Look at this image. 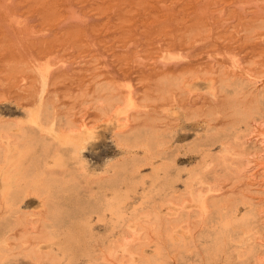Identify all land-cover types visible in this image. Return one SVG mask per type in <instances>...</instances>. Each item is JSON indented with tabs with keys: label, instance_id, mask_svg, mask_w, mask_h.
I'll list each match as a JSON object with an SVG mask.
<instances>
[{
	"label": "rangeland",
	"instance_id": "1",
	"mask_svg": "<svg viewBox=\"0 0 264 264\" xmlns=\"http://www.w3.org/2000/svg\"><path fill=\"white\" fill-rule=\"evenodd\" d=\"M223 77L239 78L248 85L242 91L233 90L232 85L221 83ZM105 84L115 85L121 95L131 85L135 99L139 100L128 109L131 121L118 120L113 113L101 117L91 105L92 101H88L91 93ZM170 84L171 87H182L171 90ZM243 93H248L247 100L256 93L264 95V0H0V119L24 120V111L36 108L41 102L43 106L39 107L51 109L55 116L90 124L92 137L81 153L84 167L76 171L78 192L83 200H93L99 194L101 189L98 190L92 180L107 175L101 171L105 161L126 160L132 154L142 157L141 150L130 151V154L117 146L114 135L126 126L128 130L138 129L146 120L157 124L158 131L166 139L161 147L166 153L154 158L152 165L143 163L138 171V176L146 180L145 194L153 196L156 205L159 206L160 197L149 183L153 167L158 165L168 169L170 178L178 176L173 182L175 193H183L182 181L190 180L189 175L194 174L197 182L193 181V188L204 196L210 194L209 184L218 183L220 190L213 192L215 195L235 196L243 191L248 195L252 193L249 196L254 199L264 198V188H260L264 187V168L252 166L262 159L264 149L259 153L255 149L249 155L251 160L246 168L233 170L235 155L224 153L215 140L219 136H226L232 142L235 140L227 134L234 121L229 98L233 95L243 97ZM251 124L254 131L243 137L247 142L264 129V124L254 121ZM225 154L228 155L227 164H222L218 158ZM259 172L263 177H259ZM141 189L138 187L137 192L131 194L132 205H138ZM93 192L97 193L94 195ZM185 202V210L191 212L198 208L194 200ZM20 209L31 212L32 219L44 213L39 200L34 197L25 198ZM178 209L177 205L174 208L167 204L160 206V212L167 216L177 215ZM190 214L194 215V212ZM91 223L95 254L100 253L101 242H119L120 225L113 228L108 218L97 220L95 214H92ZM18 228L12 229L11 234L16 236L21 231V227ZM178 230L183 231L180 226ZM200 230L201 226L193 230L190 251L181 255L169 254V264H242L236 250L229 259L221 256L207 261L200 248L204 242L199 236L202 235ZM186 237L188 239L189 235ZM262 246L260 258H264ZM46 248L41 243V249L45 251ZM146 251L151 253L152 247H147ZM20 256L23 255L9 256L0 263L32 262L29 257ZM43 260L39 264H50L47 259ZM99 261L102 262L98 259V264ZM94 263L90 257L79 254L70 259L62 257L56 264ZM129 264H138V256ZM243 264L254 262L248 259Z\"/></svg>",
	"mask_w": 264,
	"mask_h": 264
},
{
	"label": "bare ground",
	"instance_id": "2",
	"mask_svg": "<svg viewBox=\"0 0 264 264\" xmlns=\"http://www.w3.org/2000/svg\"><path fill=\"white\" fill-rule=\"evenodd\" d=\"M218 78L220 77L218 76ZM223 78L220 79L221 83L230 85V87L232 85L233 90L242 91L248 85L239 78L231 80ZM166 83L169 84L167 81ZM156 84L159 86L158 83ZM130 86L128 89L126 88L128 91L121 95L119 89H115V85L114 87L106 84L101 85L97 90H94L96 91L93 92L94 94L91 93V98L88 101H92L91 105L97 109L101 117L113 113L117 115L118 120H130L132 117H129L128 109L136 105L138 100L135 99L134 95L136 94ZM173 87L170 84L171 90ZM179 87L181 89L182 86ZM179 87L176 88L179 89ZM252 88L254 87L252 86ZM168 94L170 95V93ZM247 94L243 93V97L240 98L235 95L229 98L234 121L230 123L231 126L227 134L230 133L235 140L232 142L226 136L215 137L224 153L229 152L230 155H235L232 161L233 170H239L241 167L246 168L245 166L251 160L249 155L264 149V129L254 137H250L249 142L243 138L248 132L254 131L251 128L253 124L251 121L264 124V95L256 93L247 100L246 98L249 96ZM158 98H160V94ZM38 104L41 106V102ZM39 106L26 109L24 120L0 119V260L22 254L29 257L33 264H39L43 259H47L50 264H56L62 257L70 259L75 255L85 254L95 262L94 264H98V259H101L103 263L105 261L106 264H115L116 262L117 264H129L134 262L137 255L138 264H169V254L181 255L184 251H190L193 230L196 226H201L202 235L199 236L204 242L200 248L207 261L217 260L221 256L229 259L233 256V250H236L242 264L248 259H252L254 264H264V258L259 257L260 246L264 245V198L260 197L261 200H257V198L249 196L252 193L248 192V195L243 191L235 196L218 192V195H215L213 192L220 190L218 183L217 185L209 184L210 194L204 196V193L193 188L195 187L193 181L196 178H193L194 174L189 175L190 180L182 181L184 183L183 193H175L177 190L173 182L178 179V176L174 179L170 178L168 169L164 165H158L153 167L149 183L154 188L155 194L160 197L159 206L156 205V199L145 194L147 193L144 189L146 180L143 176H138V171L143 163L152 165L154 158L166 153L161 151L166 139L158 131L157 124L155 126L152 124V120L150 122H146V120L138 129L128 130L129 127L126 126L127 131L125 129L116 132L115 135L112 134L115 136L114 140L117 146L130 154L133 151L136 153L141 150L142 157H137L139 154H132L126 160L105 161L101 171L107 175L97 176L92 180L97 184V189H101L100 192L98 191L99 194L95 195L97 192H93L95 195L93 200H83L78 192L80 186L76 171L77 168L83 169L84 167L81 153L92 137V126L85 122L80 124L69 118L63 119L60 116H55L51 113V109H42L43 105ZM23 123H27V125L25 126ZM132 128L134 127L132 126ZM244 131L246 133H243ZM168 140L170 141V139ZM205 141L207 140L205 139ZM226 156L228 155H221L218 160L220 159L224 164ZM263 158L262 155V159L252 165L253 168L263 169ZM259 175V177H263L260 172ZM254 179L256 178L254 177ZM195 181L197 182V180ZM252 184L248 185L253 186L254 184ZM138 187L142 188L140 191L142 195L137 207L132 205L133 201L130 198L131 194L137 192ZM151 192L149 191L150 194ZM27 197L38 199L44 213L32 219L31 212L21 210L20 203ZM188 199L194 200V203L197 202L198 208L192 210L194 215L190 214L192 211L184 208L185 201ZM149 203H151L150 206ZM164 204L171 208L177 205L179 208L177 215L162 214L160 206ZM92 214L96 215L97 220L108 218L113 228L118 225L122 227L121 238L117 240L119 242H101L98 255L95 254V244L91 241ZM18 226L21 227V231L17 233L18 236H14L10 231ZM178 226L183 231H179ZM186 234L189 235L188 239H186ZM41 243L45 244L47 250L41 249ZM198 245L197 243V247ZM236 245L238 248L235 247ZM147 247H152L151 253H147ZM23 256L20 257L23 258ZM18 259L20 258L18 257ZM102 262L99 261L100 264Z\"/></svg>",
	"mask_w": 264,
	"mask_h": 264
}]
</instances>
